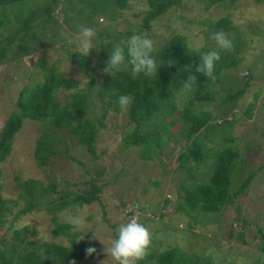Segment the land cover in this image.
<instances>
[{
    "label": "trees",
    "instance_id": "obj_1",
    "mask_svg": "<svg viewBox=\"0 0 264 264\" xmlns=\"http://www.w3.org/2000/svg\"><path fill=\"white\" fill-rule=\"evenodd\" d=\"M131 1L0 0V66L5 63L7 57H13V52L18 59L35 53L38 45L30 44L24 38L30 23L35 20L39 21L44 35L49 34L48 46L59 43L64 46L66 40L61 38V32L74 38L63 26H69L77 35V25L91 26L97 33L95 46L99 51L95 54L96 50L90 49L86 56L71 54L69 57V62L78 72L89 77L83 89L78 88L72 79L65 78L58 72L55 62L48 65L43 52H40L42 56L36 60L33 68L41 69L42 81L24 85L17 90L14 101L16 110L2 123L0 164L9 156L14 138L21 130L24 120L43 124L33 151V159L38 168L55 164L59 156L66 153L68 145L65 138L58 135L60 131L71 137V141L79 147H83L90 159L95 161L99 159L96 141L101 128L105 127L103 121L107 113H120L126 109L127 123L120 143L122 151L130 152L132 147L138 148L136 158L140 160L139 163L156 164L159 174L154 175L155 181L151 182L156 192L161 189V185L168 182L171 175L180 174L181 182L170 193L175 196L174 210L189 217L188 233L192 232L194 227L201 231L199 234L207 240L201 248L208 246L214 249L220 243V232L208 237L203 226L207 222H221L218 216L222 213L221 210L232 204L236 196L249 187L258 172L248 169L244 156L234 145L232 134L239 119L233 111V104L235 106L249 80L254 78L253 71L248 69L247 75L242 76L246 77L247 81L237 91H232L233 84L226 85L224 81L227 75L224 73L238 64L239 60L235 55L247 45L246 39L232 38L234 51L217 48L220 51V59L214 69L215 80L196 70L200 63V53L215 47L206 45L195 48L191 46L183 31L174 33L162 44H155L159 64L155 76L133 77L130 70L114 72L112 75L104 69L109 51L115 44L126 41L134 32L149 34L156 21L188 0H144V14L139 16L131 13L132 19H126L125 30L115 29V20L122 12L129 10ZM194 1L202 13L208 14L209 9L217 4L231 3L233 8L238 5L239 0ZM253 4H264V0H253ZM230 9L218 20H211L208 14L209 17L206 16L201 23L208 25L212 34L218 30L224 33L234 30L237 35L238 31L232 25V17L227 15ZM183 19L177 17L172 23ZM255 23V32L259 30V35L264 38V29H261L264 27H261L259 22ZM203 33L206 34L207 31ZM32 36H36L34 32ZM213 43L216 44L215 40ZM69 44L74 45L73 42ZM43 45L45 44H40V47ZM28 62L31 64L30 60ZM95 71H98L97 75H94ZM189 75L196 77L191 87L186 86ZM60 87L73 91L63 102H60L57 96ZM217 87L223 90L219 93ZM122 94H130L132 97L131 103L125 108H121L117 103ZM212 103H216L219 108H213ZM95 108L99 111L98 116L92 113ZM254 109L255 102L242 111L246 120L254 117ZM213 143H216L215 146ZM61 144L64 149L59 148ZM209 144L210 146H207ZM73 159L83 164L79 159ZM123 162L129 163L124 159ZM131 165L133 166L132 163ZM200 170L202 171L199 172ZM106 172L104 164H99L92 172L85 170L86 179L82 182L84 186L79 189L70 188L74 183L68 184L59 177L47 183L33 178L18 182L15 177L20 192L14 200H3L0 197V229H4L7 222L4 212L10 213L12 207L21 201L23 209L14 215L12 220L19 214L43 210L51 215L52 240L39 242L35 239V230L28 226L13 230L10 239H7L4 233L0 236V264H96L95 253L99 247L95 242L90 243V240H79L82 233L72 231L68 222H60L58 213L67 208L75 209L92 203H99L101 208L105 207L100 195L103 189L118 177L116 174L111 180L108 178L103 181L110 175ZM170 194L161 201L163 209L167 208L172 200ZM155 205H152V209ZM151 213L156 215L155 211ZM196 213L197 217L194 216ZM128 214L133 213L130 211ZM159 215L163 216V213ZM238 219L241 220H238L241 228H233L235 233L228 232L226 235L242 245H248L246 233L242 229H247L249 223L242 220L240 214ZM256 230L259 233V242L255 249H251L254 252L251 259H254L253 264H264V234L262 228L257 227ZM60 237L61 240L54 241ZM216 239L218 243L214 245ZM89 246L96 249L90 255L85 251ZM212 253L210 251L203 264L210 262ZM188 258L184 260L177 248L160 252L151 241L146 256L139 264H201L197 256Z\"/></svg>",
    "mask_w": 264,
    "mask_h": 264
},
{
    "label": "rangeland",
    "instance_id": "obj_2",
    "mask_svg": "<svg viewBox=\"0 0 264 264\" xmlns=\"http://www.w3.org/2000/svg\"><path fill=\"white\" fill-rule=\"evenodd\" d=\"M145 6L144 0H132L129 10L122 12L121 16L115 20L114 28L125 30L126 19H132L130 14L136 13L142 16L145 12ZM198 6L194 0L185 1L181 7L172 9L162 19L156 21L149 33L155 44H162L174 33L183 31L191 46L195 48L206 45L218 48L213 43L212 30L208 25H203L201 22L206 16L209 17L208 14H210L209 18L211 20H218L226 15V11L231 8V3L217 4L214 8L209 9L208 14L202 13ZM227 15L232 17V25L236 27L238 34L235 35L234 30H229L225 33L226 36L229 34L230 40L238 37L243 40L246 39L245 43L247 45L235 55L239 60L235 68H231L224 73L227 74L224 80L225 84H233L232 91H237L246 83L247 78H242V76L247 75L248 69L252 70V74H254V78L249 80L241 98L237 100L235 106L233 104V111L236 112V117L240 119L236 121L232 133L234 145L244 156L248 169L258 170V172L249 187L238 194L232 204H228L221 210L222 213L218 212L222 223L220 221L217 223L207 222L203 226L208 237L212 234L215 236L217 232H220L218 246L214 249L208 246L201 248L207 242L199 234L201 231L192 227V232L188 233L187 223L189 217L174 210L175 196L170 193L181 182L180 174L171 175L168 182L161 185V189H157L158 192H156L151 184L155 181L154 175L159 174L155 167L156 164L139 163L140 160L136 158L138 148L132 147L130 152L122 151L120 143L124 126L127 123L126 109L120 113L112 111L107 113L103 121L105 127L101 128L96 141V153L99 155V159L92 161L83 147H79L71 141V137L60 131L58 135L65 138L68 145L66 153L61 154L55 164L45 168H38L33 159L35 141L40 135L39 130L43 128V124L37 121L24 120L21 130L14 138L9 156L0 164V197L3 200H14L20 192L17 181L23 182L29 178L47 183L59 177L66 180L68 184L74 183V186L70 188L79 189L84 186L82 182L86 179L85 170L88 169L92 172V170L99 167V164H104L106 174L110 175L106 176L103 181L108 178L111 180L114 175L118 174L117 179H113L114 181H111L100 195L101 202L105 207L101 208L99 203H92L83 205L80 208H67L58 213L59 221L63 223L67 222L66 217L68 214L85 216L87 223L79 229V232L82 233L79 240H90V243L95 242L99 247L95 253L96 264H114V261L107 256L105 248L110 245L111 240L116 236L118 226L132 217H138L139 221L151 231L154 247L158 248L160 252L177 248L184 260L189 259V256H197L200 258L199 262L203 264L205 259H208L210 251H212L208 264H253L254 259L251 258L254 257V252L251 249H255L256 244L259 242V233L256 228H262L264 234V168H261L264 167V38L261 34L259 35V30L257 33L254 30L257 26L255 22H259L260 26L264 27V4L255 5L253 0H239L238 5L231 8ZM177 17H183L184 19L172 23ZM260 19L262 21H259ZM63 28L73 34L72 42L74 45L71 46L66 41L63 47L62 43L48 46L49 34L44 35L39 26V21L31 22L28 33L24 38L28 43L38 45L35 53L18 59L14 55L15 52H13L11 54L13 57H7L5 63L0 66V129L6 117L13 110H16L14 101L17 90L24 85L42 81L41 69L33 68V64L42 56L40 52H43L48 65L55 62L56 70L62 73L65 78L72 79V82L76 83L75 85L78 88L83 89L87 85L89 77L82 76L75 66L69 62L70 52L79 53L78 35L69 26H63ZM203 31H207V33L205 34ZM32 32L36 35L35 37L32 36ZM42 43L45 45L40 47ZM42 49H45V51H41ZM92 49L98 50L97 47ZM97 50L95 54L99 53ZM234 50L235 47L232 46L230 51ZM27 58H29L31 64H29ZM97 73L98 71H95L94 75H97ZM9 80L11 81L9 82ZM217 89L219 93L223 90L220 87H217ZM70 92L73 91L60 87L57 91L59 101L63 102ZM184 100L186 101V98ZM254 102V117L246 120L242 111ZM212 105L213 108H219L216 103H212ZM92 113L96 116L99 115L97 108ZM241 116L244 118H241ZM44 127L46 128V126ZM213 144L215 146L216 143ZM207 146H210V144ZM167 147L170 146L167 145ZM59 148L64 149V145L61 144ZM99 153H102V155ZM73 157L82 161L83 164L78 163ZM123 159L129 163L123 164ZM15 177L18 178L17 181L14 179ZM238 179L241 180L242 178ZM169 194L172 200L167 208L163 209L161 201ZM153 204L156 205L152 209ZM22 209L23 202L20 201L12 207L10 213L4 212L7 222L4 229H0V236L6 233L5 237L10 239L13 230L28 226L35 230V239H38L39 242L51 241V230L53 228L50 221L51 215L43 210L31 211L19 214L12 220L13 216L17 215ZM238 210L242 220L249 223L247 229H242L246 233L248 245H242L235 239H229L226 235L228 232H234L233 228H241ZM130 211L133 213L132 215L128 214ZM153 211L156 212V215L151 213ZM161 213H163V216L159 215ZM197 215V213L194 214L196 217ZM97 217H100V219L97 220ZM229 225L233 227H229ZM59 240H61V237L54 241ZM62 242L65 244L64 240ZM217 243L218 239H216L214 245Z\"/></svg>",
    "mask_w": 264,
    "mask_h": 264
},
{
    "label": "clouds",
    "instance_id": "obj_3",
    "mask_svg": "<svg viewBox=\"0 0 264 264\" xmlns=\"http://www.w3.org/2000/svg\"><path fill=\"white\" fill-rule=\"evenodd\" d=\"M77 28L79 53L70 52V56L71 54L86 56L90 49L96 48L97 33L93 27L86 24L77 25ZM60 36L69 43L72 42L71 36L67 33L61 32ZM212 38L215 40L218 49H231L232 41L222 30L214 32ZM155 53L156 47L151 36L147 33L134 32L126 41L117 43L111 48L104 71L113 75L114 72L130 70L133 77H153L159 65ZM219 59L220 51L217 48L201 52L197 72L215 80L214 69ZM195 80L194 75H189L186 86L191 87ZM131 100L130 94H122L118 97L117 103L121 108H125L131 103ZM66 219L74 232L79 231L87 223L84 215L68 214ZM99 219L100 217H97V220ZM151 241V231L139 221L138 217H132L118 226L116 236L105 248V251L107 256L114 261V264H139V261L146 256ZM95 250V247L89 246L85 251L86 254L90 255Z\"/></svg>",
    "mask_w": 264,
    "mask_h": 264
}]
</instances>
